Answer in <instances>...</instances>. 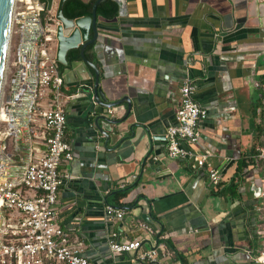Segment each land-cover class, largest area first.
<instances>
[{"label":"crops","instance_id":"crops-1","mask_svg":"<svg viewBox=\"0 0 264 264\" xmlns=\"http://www.w3.org/2000/svg\"><path fill=\"white\" fill-rule=\"evenodd\" d=\"M126 1L125 17L97 15L98 37L85 48V61L81 54L69 59L79 47L67 52L66 65L59 63L65 139L73 159L60 168L67 177L57 223L84 242L83 253L97 264H182L176 252L188 264H258L252 189L260 174L254 163L240 179L235 173L238 160L255 153L254 111L264 110V0ZM96 71L103 104L94 99ZM187 79L208 111L200 140L187 149L210 150L208 163L224 167L222 189L238 181L235 195L217 193L205 167L167 156L165 132L177 124ZM53 93L48 89L41 102ZM30 127L21 117V128L12 135L11 174L19 173L28 157ZM21 136L28 141L22 148ZM30 137L42 143L41 129L31 127ZM116 189L128 190L120 207L125 216L111 220L105 207ZM141 222L153 228L142 248H155L156 260L109 248L111 233L120 240L142 235Z\"/></svg>","mask_w":264,"mask_h":264},{"label":"built area","instance_id":"built-area-1","mask_svg":"<svg viewBox=\"0 0 264 264\" xmlns=\"http://www.w3.org/2000/svg\"><path fill=\"white\" fill-rule=\"evenodd\" d=\"M15 2L13 22L19 62L12 88L0 109V123L6 126L7 135L12 136L20 130L21 117H24L28 125L41 129L42 143L31 141L30 127L28 157L17 174H11L14 155L6 153L0 145V264H97L83 253L84 242L57 223L58 196L67 177L60 168L73 159V149L65 139L67 115L60 99L63 78L56 59L60 21L55 16V5L47 10L43 0ZM48 89L54 92L53 97L43 104L41 99L47 96ZM196 90L189 79L180 88L177 124L165 132L167 156L188 161L196 169L205 167L211 186L216 188L224 167L208 163L210 150L201 153L187 149L200 140V126L208 117L207 109L195 99ZM107 111L109 116L114 115V109ZM13 127L15 131L11 132ZM251 158L260 174L255 232L261 247L253 260L264 264V148H258ZM105 212L111 220L125 216L123 209L110 205L105 207ZM140 227L142 235L129 240H120L117 233H111L109 248L113 252H132L138 260H156L155 248H142V242L153 233V228L145 222Z\"/></svg>","mask_w":264,"mask_h":264},{"label":"water","instance_id":"water-1","mask_svg":"<svg viewBox=\"0 0 264 264\" xmlns=\"http://www.w3.org/2000/svg\"><path fill=\"white\" fill-rule=\"evenodd\" d=\"M105 0H95L93 4L92 14L88 16L78 17L76 19H69L65 17L63 6L66 0H59L57 7H55V16L60 21L57 27L56 39L57 50L56 59L61 64H67V52L73 48L80 47V54L85 61L84 50L87 46L94 43L98 37L97 26V7ZM118 5V16L125 17L127 15V1L113 0ZM15 0H0V94L3 85L4 71L6 65L7 51L9 46V37L11 26L13 23V6ZM47 10L51 9L53 0H44ZM93 31L94 36L90 38V33ZM31 45V42H29ZM99 85V75L96 71V83L94 90V99L98 103L103 104L106 101ZM109 107L113 104H107ZM116 105V104H115ZM2 180V178H1ZM253 193L255 198L260 193L259 184L253 185Z\"/></svg>","mask_w":264,"mask_h":264},{"label":"trees","instance_id":"trees-1","mask_svg":"<svg viewBox=\"0 0 264 264\" xmlns=\"http://www.w3.org/2000/svg\"><path fill=\"white\" fill-rule=\"evenodd\" d=\"M94 1L95 0H93L90 3H86L82 0H66L65 4L63 6V12H64L65 17H67L69 19H76L78 17L91 15ZM97 15L102 17V18H106V19L115 18L118 15L117 3L113 0L103 1L97 7ZM69 59L70 60L80 59V53L76 50L71 51V53L69 54ZM60 66H61V64H59V67ZM262 99H263V96H261V98L259 99V103L257 104L258 105L257 107L262 106V104H263ZM257 107H256V109H257ZM263 114H264V110H263ZM254 118H257L256 110L254 111ZM252 163H253V159L251 157L238 160L235 176L238 177L239 179H240V177L245 176L246 175V169ZM237 188H238V181L233 180L227 186L226 191H229L232 193V195H235ZM217 190H219L217 193H222V191H223V193L226 192L224 189H222V184L218 185ZM127 194H128L127 189L126 190H124V189L114 190L109 197L108 204L113 206V207H116V208L122 207L123 206L122 201L127 196ZM175 254H176V257L181 260L182 264H188V259L183 253H181V252L177 253L176 252Z\"/></svg>","mask_w":264,"mask_h":264},{"label":"rangeland","instance_id":"rangeland-1","mask_svg":"<svg viewBox=\"0 0 264 264\" xmlns=\"http://www.w3.org/2000/svg\"><path fill=\"white\" fill-rule=\"evenodd\" d=\"M13 7H16V2L14 3ZM15 28H16V23L14 24L13 22L11 26V31H10V37H9V46H8V51H7L3 85H2V90L0 94V109L2 105L4 104V101L12 88V82H13V79L16 78L15 74L18 69V64H17L19 62V58L17 55L18 39L15 35ZM256 119H257L256 123L258 127L255 128L256 130L255 131L256 136L254 139L255 144L252 147V150H254V152H256L257 149L255 150V147L257 146H259V148H264V114L263 112H258ZM7 134H8V131H7L6 126L0 123V145L3 147V144L5 142V152L11 153V150L14 148V142L11 141L12 136L7 135ZM21 137L22 138L20 139L21 141L19 143L20 148H22V145L24 146L26 142H28L27 138H25L24 136H21Z\"/></svg>","mask_w":264,"mask_h":264},{"label":"bare ground","instance_id":"bare-ground-1","mask_svg":"<svg viewBox=\"0 0 264 264\" xmlns=\"http://www.w3.org/2000/svg\"><path fill=\"white\" fill-rule=\"evenodd\" d=\"M15 7L13 8V15H12V17H13V20H14V17H15V15H16V13H15ZM14 13H15V15H14ZM29 51H30V48H27V52L29 53ZM2 121V118H1V116H0V122Z\"/></svg>","mask_w":264,"mask_h":264},{"label":"clouds","instance_id":"clouds-1","mask_svg":"<svg viewBox=\"0 0 264 264\" xmlns=\"http://www.w3.org/2000/svg\"><path fill=\"white\" fill-rule=\"evenodd\" d=\"M44 1V0H43Z\"/></svg>","mask_w":264,"mask_h":264}]
</instances>
